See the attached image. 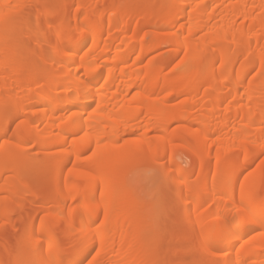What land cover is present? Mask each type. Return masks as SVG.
I'll return each mask as SVG.
<instances>
[{"label":"bare ground","instance_id":"obj_1","mask_svg":"<svg viewBox=\"0 0 264 264\" xmlns=\"http://www.w3.org/2000/svg\"><path fill=\"white\" fill-rule=\"evenodd\" d=\"M164 1L166 9L160 13L158 24L167 32H164V37L166 33V40L176 54L181 53L183 48L186 50L184 62L181 63L183 67L176 71H182V68L185 73L187 82H184L182 89L189 98H186L187 102L183 106L185 113L182 118L178 116L177 119L192 122L193 125L189 122L187 124L193 128L196 126L195 129L184 127L187 129L180 130L173 137L180 139L193 131L190 134L195 142L193 158L195 162L200 161L201 165L203 157L218 159L221 154L225 155L234 149L241 152L239 154H245L241 163L236 162L237 160L232 163L231 160L218 159L215 166L222 170L214 175L211 182L201 183V195L189 191L182 184L183 188L178 190L181 200L188 205L196 204H192L195 211H201L202 205L214 208L212 212L209 210L212 219L209 221L210 228L200 238L202 253L206 252L212 258L211 261L209 259L210 264H264V232L255 231L258 228L264 231V196L262 200L259 199L262 195L260 192H264V188L260 187L264 179L261 174L253 177L251 173L244 175L245 166L251 164L258 153L264 156V0ZM24 3L25 0H0V78L3 77L0 83V121L4 124L0 137L9 134L13 109L20 108L24 112L31 109L29 112L31 116L33 114L32 117L25 113L29 123L27 126L29 129L32 128L29 125L41 126L39 147L47 152L54 150L57 153L53 165L49 164L52 165V169L49 168L51 182L47 186L50 195L45 198V202L50 204L47 208L51 209L49 211L52 217L60 223V229L66 232L69 244H73V248L79 251L69 264L82 263L94 251L97 258H93L95 262L91 260L92 264H103V260L107 263V259L113 254L112 263L108 260L110 264H146V259L141 255L142 238L152 231V235H155L159 206H156L155 211L152 210L155 216L152 215V221L147 224L149 226L139 227L141 222L149 220V217L144 216V203L137 199L124 177L114 173L111 162L116 158L125 159L129 154L142 152L143 149L147 151L144 150L145 153L151 154L150 157L153 156L152 159L165 157V132L168 126L166 117L173 107L163 104L165 96L164 102L159 101L161 104L155 100L156 97H152L154 91L171 90L178 82L173 78L163 77L160 66L149 63L145 68L138 67L139 60H145L144 57L152 49L140 42V47L137 46L139 43L136 34L142 25L138 17L130 19L127 15V19L128 9L112 3L107 5V11L99 12L96 17V13H91V16L89 11H94L97 5H93L94 1L90 0L88 5L84 3L86 6L81 7L79 13L68 19L58 31L54 50L51 49L49 53L45 51L47 48L44 49L45 64L38 73V78L28 80L25 86H21L17 55L24 42L13 37L7 40L4 34L16 31V27L7 21L12 12H16L15 20L19 22L17 30H22L26 22V17L21 12ZM12 7H16L14 11L11 10ZM255 12L258 14L255 15ZM220 13L223 16L221 18ZM47 15V20L50 21L52 15ZM238 18H242L244 23H239ZM237 22L241 26L236 25ZM38 26L37 21L33 23L31 40L38 42L42 39V43L50 44V38L45 32L41 33ZM119 26L122 29L119 36L109 37L112 36L108 35L109 31L115 27L118 29ZM132 30L134 35L130 37L129 31ZM105 33L108 37H105ZM197 35L201 36L198 38L200 46L212 44L218 48V53L208 54L203 60L197 57L192 59L191 56L198 50L196 45L194 53L196 41L193 40ZM230 41L234 46H246L247 56L244 59L247 61L244 65L238 66L233 61V56L229 59ZM16 48L21 50L17 51ZM68 52L69 57L66 59ZM5 66L9 68L7 73ZM255 69H258L257 79L246 86L245 78ZM174 73L170 76L176 78ZM203 83L209 87L204 88L205 95L199 99L197 97ZM219 83L229 89L227 97H233L226 99L229 103L225 101L226 90L221 91L225 94L221 97L211 94L218 91ZM17 90L23 93L20 101L11 97L12 92ZM177 93L170 94L168 99L179 96L180 91ZM223 103L227 104V109L222 107ZM237 119L241 120L238 122ZM235 120L239 126L233 125ZM150 131L158 134V139L153 143L147 142ZM17 139L24 142L20 136ZM70 141H73V150L68 149ZM3 151L6 154L13 153L5 146ZM47 152L43 151L45 155ZM82 154H90V162L87 159L86 164L92 165H89L91 171L98 164L103 168L98 175L89 174L87 182L90 184L86 191L80 189L73 180L67 181L69 196L65 195V186L59 183V175L66 171L63 169L71 161V157L74 158L73 155L78 161ZM205 160L203 158L202 161ZM171 161V165L179 169V164ZM79 167L81 164H75L73 168L71 165L74 172ZM208 169V166H200L199 170H191V173L207 174ZM67 171L69 175L72 173L70 177L73 176L71 169ZM103 174L106 177L100 181L98 178ZM97 179L99 183L102 182L100 193L95 189L98 186ZM5 180L0 174V191L5 188L3 185L9 183ZM115 183L126 193L116 194L113 190ZM220 193L223 197L217 196ZM217 197L220 200L222 198V201L218 200L216 206ZM75 200H80L76 203L80 205L70 209L71 212L65 211L66 202ZM205 201H210V205L215 207L208 205L209 203L205 205ZM200 211L190 213L192 215H189L188 220L192 222V219L200 218ZM100 217L104 220V226H100L102 229L95 225ZM245 220L251 222L246 223ZM78 223L81 227H77ZM0 231L2 232L1 229ZM56 231L43 218L38 221L34 231L27 228L24 230V236L35 237L32 245L23 250L27 255L22 252L27 257L25 264H62L60 257L66 254L64 252H67V246L64 251V248L56 244ZM254 231L257 232L256 235H252ZM155 237L152 247L160 242ZM51 253L55 255L53 258L49 256Z\"/></svg>","mask_w":264,"mask_h":264},{"label":"rangeland","instance_id":"obj_2","mask_svg":"<svg viewBox=\"0 0 264 264\" xmlns=\"http://www.w3.org/2000/svg\"><path fill=\"white\" fill-rule=\"evenodd\" d=\"M88 1L90 0H27V1L25 0L21 12L22 15L26 17V22L22 26L21 31L17 30V26L19 25V22L15 20L16 12L10 13L7 21L9 24H12L13 26L16 27V31L11 30L12 32L11 31L6 32L4 34V38L8 40L13 37V38H17L18 40L20 39L21 41L24 42V45H22V47L21 46L19 47L22 50L21 49L18 50L17 49L18 47L16 48L17 51L21 50V52H18L19 54L17 55V59H18L17 69L21 76L20 77L21 86H25L28 80L33 81L38 78L39 76L38 73L44 68V64H45L44 62L45 58L43 55L44 49L47 48L45 51L48 52L51 49L54 50L55 44L57 43L56 40L58 38L57 36L58 31H60V29L63 28L62 26H64L67 23L66 21H68V19L69 20L70 18L72 19L73 16L77 15L76 13H79V9H81V7L86 6L85 4L88 5ZM92 1H94V3H92L93 5L95 4L97 5L96 8L94 7L95 8L94 11L96 12L90 10L89 11L90 13L89 12L88 13L89 14L96 13L95 17L99 14V12H102L104 10L107 11L109 8L108 6H110L108 4L111 3L128 9V14H126V16L128 15L130 19L138 17L142 25L138 28L137 34L135 33L138 38L137 43L139 42L142 43L143 45H145L146 48H149V46L152 47L151 51L148 54L149 56L147 55L146 57H144L145 60L143 58L142 60H139L140 63L138 67L143 66V68H145L146 66H149V63L154 64L156 66H160L163 70L162 71L163 77L173 78L176 80V83L178 82V84L175 85V87L171 88V90L169 89L170 91L166 89H163L162 92L161 90L159 92L158 91L159 89L157 91H154L153 92L154 97H152V98L156 97L155 100H158L159 102V101H163V98L165 96L164 99L165 102L163 101L164 103L163 102L162 103L166 105L169 104L170 106L173 107L172 111L166 117L168 126H167V131L165 132V136H167V138L165 137L166 138L165 143L167 144L165 157H160V158L154 157L155 159H152L151 157L153 156L150 157L149 156L150 153L149 154L145 153L147 151L143 149L142 152L129 154V156H127L125 159L116 158L111 162L114 173H117L119 177L123 176L127 186L133 189L137 199L142 203H144L145 206L144 216H146V218L149 217V220L147 219L148 222L145 221L141 222L139 224V227L142 226L143 228H147L149 226L147 224H149V222L152 221L153 219L152 215H154L152 213V210L155 211L156 206L157 207L159 206L158 212L156 213L157 214L156 221H158V223L156 222L155 224L156 225V228H154L155 235L154 236L152 235L153 234L152 231L151 234L149 233L147 236L142 238L143 250L141 252V255L146 259V264H210L211 263L209 262L210 257H208L209 254L208 253L206 254V252L204 254L201 251L200 238H202V235H204L203 233L207 232L210 228L209 221L211 219L210 218L211 215L209 214L210 212L209 210H211L212 212L214 208L209 209L208 207L203 206L202 205L203 203H201L203 209L201 211L199 209L196 210L198 212L200 211V218L198 217L200 220L198 218L196 220L195 218V220L192 219L193 221L191 220L192 222H190V219L188 220V218L189 215H192L196 212L194 210L195 208L193 207L196 204L192 203L193 204L192 206V204L190 203H189L190 205H188V203H184L181 200L180 193L178 192V190L183 188L182 187L183 184V186H186L189 191H192L196 195H201V188H200L201 183L204 181H207L208 183L211 182L214 175L218 171L222 170V169L219 170V167L216 168L215 166V163L217 164L218 159L231 160L232 163H235V161L237 160L236 162L241 163L243 161V156H245V154L244 153L239 154L241 152L238 153V151L234 149L235 151L231 150L225 155L221 154L220 156H218V159L217 157L214 158L211 157V159L209 157L208 158L203 157L206 160L204 162L202 161L203 160L202 158L201 162L203 163V165H201L199 164L200 161L195 162L193 158L192 150L195 145V142L190 135L191 132L193 131H190V134L188 133V135L186 134L180 139L177 138L175 139L173 137L182 129H187V128L195 129L196 126L194 125L193 128V126H189V124H187V122L189 121L178 120L179 117L182 118L183 113H185L183 106L184 103L186 104L187 102L186 98H189L187 97V92L182 89L185 84L184 82H187V80H185L186 77L184 75L185 73L182 72L183 71L182 68H181L182 71H176L178 68L183 67V64L181 65V63L184 62L183 56H185L186 50H184L183 48L181 50V53L177 52L178 54L177 55L176 52L173 50L171 44L168 42V40H166L167 32L164 31L162 26L158 24L160 19L159 18L160 13L164 12L162 10L166 9L164 4L165 1L164 0H92ZM106 7L108 8L106 9ZM15 8L16 7H12L11 10L14 11ZM189 10L190 9H188L187 12H189ZM256 12L259 13L260 11H256ZM256 12L255 15L258 14ZM48 13H51L52 15V19H50V21L47 20ZM128 16L126 17L127 19ZM221 16L222 14L220 13L219 17L221 18ZM223 16H224V12H223ZM241 19L238 18L239 23L242 22ZM36 21L39 23L38 27L40 32L41 33L45 32L50 38V42H49L50 44L42 43V39H40L38 42H34L33 40H31L32 25ZM238 22L236 24L238 26H241V24L244 23L242 22L239 25ZM120 26L118 28L119 30L116 27L114 30L112 31L110 30L109 31L110 33L108 32L109 33L108 35L112 34V36L109 37L115 38L116 36H119L120 34L119 31L120 30L122 31L121 29L122 26L121 27ZM132 29L134 30V26ZM115 30L117 31L114 33ZM133 30L129 31L130 37H132L131 35H134ZM164 32H166L165 33L166 37H164ZM108 35L107 33H105V37H108ZM199 35H202V33ZM105 37H103L104 40ZM199 37L197 35V38H194L193 40L196 41V43L194 42L195 45L193 49L197 45L198 50L197 53H195L196 52L195 49L197 48L194 49L195 54L191 56L192 59L197 57L203 60L208 54L216 55L218 53V48L212 44L205 45L204 47L200 46L201 44L198 43ZM140 43L137 46L140 47L141 45ZM244 47L234 46L232 41L229 42L228 57L229 59L230 58L232 59V57L230 56H233V61H235L238 66L240 64L244 65L247 61V59H244L247 56ZM69 52L65 57L66 59H68L69 57ZM236 57L238 59H236ZM6 67L7 66H5L7 73L9 71L8 70L9 68ZM173 72L176 73V74L174 73L176 78L170 76L171 73L173 75ZM257 72L258 69H255L253 70V72H251L250 75H248L245 78L246 86L248 85L249 82L251 83L252 81H255L257 79V75H258ZM1 78H0V83L1 81H3V79ZM204 83L201 85L200 88L201 91L199 90L200 93H198L199 96L197 98L199 99H201L200 97L205 95L203 94L206 92V89L204 88L209 87L207 86V84H209L208 82L207 84ZM172 89H175V91ZM203 90H205V92ZM223 90L224 91L226 90L225 94L226 92H229V89H225V87H223L219 83L218 91L212 92L211 94L215 97H221V95L224 94ZM174 92L175 93L178 92L179 94L178 93L177 94L179 96H176L175 98L169 100L168 96L170 94H174ZM22 94H23L22 91H18V90L15 92L13 91L11 97H14L15 99H17V101H20L21 98L23 97ZM227 95L228 93L225 95V101L226 103L227 102L229 103L230 102L229 100L233 97H231L232 96L231 94H230L231 96L228 97ZM167 101L168 103H166ZM226 103H223L222 105L224 109H227L226 107H228ZM198 104H200L199 101ZM222 107H220V109ZM29 110L31 111V109H28V111L26 110V112H24L20 108L13 109L12 111L13 118L11 121L9 134L0 137V174L3 176V179L4 178L6 179L5 181L7 183L8 182L10 183V185L9 183L3 185V187L5 186V188H3L0 191V229L2 230V232L0 231V243H1L0 264H25V260L27 259L26 257L27 254L24 251L27 249V247H30L32 245L35 237L34 236L29 237L28 235L24 236L23 234L24 230L27 228L34 231L36 229L38 221L41 218L45 219V221L48 223V225L51 228L57 230L56 232H54L56 244L58 246H61V248L67 246V252H64L66 254H63L60 258L62 260V264H69V262L77 255L79 251L73 248L74 247L73 244H69L68 239L66 238L67 237L65 234L66 232L60 229L61 226L60 223L52 217L49 211L50 208L49 209L47 208L48 206L50 207V204L48 203L49 205H47L45 202L46 200L45 198H47L50 195L47 189V186L50 185L51 182V170L49 168L52 167L54 163L53 159H55V155L57 153L55 154L54 150H50L51 152L50 151L47 152L39 147L38 139L40 135H42V128L41 126L38 125H34V126L29 125V127L32 128L31 129L28 128L27 125L29 123L27 122L28 121L26 117L27 114L25 113H28V116L30 115L29 117L33 116V114L31 116V112H29ZM222 111L224 110L222 109ZM197 112L198 110L195 111V114H197ZM238 120L240 121L241 119H237V121ZM189 123L190 125L192 124V122ZM233 123H235L233 125H238L236 123V120ZM236 127L233 126V128ZM3 128H4V124L3 122L1 123L0 121V133L2 132ZM138 132L142 133L141 130ZM138 132H136L137 134H135V136L138 135ZM187 132H189V130ZM147 135L149 136L147 137L148 138L147 142L149 143H153L156 138L158 139V134L157 133L155 134V131H152V133L150 131L149 134ZM17 136H20L24 140V142L18 141ZM135 136L134 139L136 138ZM4 140L6 141V143ZM72 143L70 141L68 145V149L73 148ZM4 146L9 147L13 151V153L15 150V153L6 154L3 151ZM231 149L233 148L231 147ZM43 151L44 153L47 152L48 154L46 153L45 155ZM87 155L88 154H82L80 159H77L78 161H76V157L73 155L74 158L72 159L71 157V161H73V163L69 161V163L63 169V170L66 169V171L60 173L58 180L60 184L65 186L63 189L65 195H68V187L66 186L67 181L71 182L73 180L72 182L76 183V185L80 189L86 191L88 189V185L90 184L89 182H87L89 174L90 173L97 174L103 168L102 166H100L101 164L100 165L98 164L95 165L96 167L93 166L94 168H92L91 171L90 166L92 165L90 163L86 164L87 159L88 162H90V154L88 156ZM171 160H174L176 161L177 164H179V169H176V167H173L171 165L172 163ZM75 164H81V167H79L78 170L74 172L72 168ZM248 165L245 166L244 175L246 173L247 174L251 173L253 177L257 174H261L262 179H264L263 154L259 155L258 153L251 162V164ZM200 166L209 167L207 174L191 173L192 171L199 170ZM68 169H71V171L76 175L73 174V176L70 177L72 173L70 175L67 174ZM67 175L69 176V178ZM101 176L98 178L100 179V181L103 177L104 178L106 177V175L104 174L102 177ZM100 183L98 180L97 181L98 186H96L97 188H95L97 190V193H100L101 191V189H99L101 188ZM239 185L240 183L238 184V186ZM263 185H264V181L261 182L260 185L262 189L264 188ZM113 190L118 195L126 193L124 189H121L119 187L118 183H115ZM184 192L183 195L185 194ZM260 194H259L260 195L259 199L262 200L263 199L262 197L264 196L263 195L264 192L262 193L261 191ZM220 195L222 196V193L218 194L217 196L221 197ZM216 199L217 200H215V203L218 200L219 202L222 201V198L221 200L218 197ZM77 201L76 200L74 202L67 201L68 203L66 202L65 211L68 212L70 209L77 208V206L80 204H76V203L80 202V200L78 202ZM209 202L205 201V205L208 204ZM211 203H209L208 205H210ZM236 203L238 204L239 202L237 201ZM212 204H214V202ZM217 205L218 202L216 203V206ZM205 207L207 208V210ZM102 220L103 218L100 217L97 220L98 222H96L95 224L98 225L99 229H102L100 228V226L101 227L104 226V225L102 226V222L104 223V220L103 221ZM250 222H251L250 220L246 221V223H250ZM79 224L80 223L77 224V227L78 226L81 227V225ZM94 228L98 229L96 226ZM130 229L132 228L130 227ZM255 231L258 232L261 231L260 233L264 232L260 228H258V230L256 229ZM255 231L253 232L252 235H256L257 232ZM154 237L155 239L156 238L160 239V242L157 246L152 247L151 244L154 240L153 239ZM65 249L66 248H64L63 250L65 251ZM22 252L25 253L26 255L22 254ZM113 255L111 257L108 256L110 257L108 259L106 257L105 260L107 259V263L106 261L103 260V264L105 263L110 264L109 262L112 261ZM49 256H51L50 258H53L55 255L51 253L49 254ZM95 257L97 258L95 251L91 252L85 258V260L80 264H89V263L92 264L93 261L91 260H94L93 258ZM211 260L212 258L210 259V261Z\"/></svg>","mask_w":264,"mask_h":264}]
</instances>
